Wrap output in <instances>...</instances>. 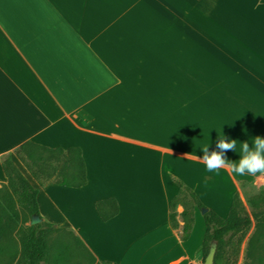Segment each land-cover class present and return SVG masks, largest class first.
Wrapping results in <instances>:
<instances>
[{
  "label": "crops",
  "instance_id": "obj_1",
  "mask_svg": "<svg viewBox=\"0 0 264 264\" xmlns=\"http://www.w3.org/2000/svg\"><path fill=\"white\" fill-rule=\"evenodd\" d=\"M254 1L0 0V158L31 142L78 148L85 164L84 186L42 188L13 157L38 190L41 222L72 231L100 262L202 264V214L193 207L181 241L170 177L222 218L240 182L264 179L200 160L217 133L237 140L230 161L240 142L264 137V4ZM108 198L119 211L104 222L94 204Z\"/></svg>",
  "mask_w": 264,
  "mask_h": 264
},
{
  "label": "trees",
  "instance_id": "obj_2",
  "mask_svg": "<svg viewBox=\"0 0 264 264\" xmlns=\"http://www.w3.org/2000/svg\"><path fill=\"white\" fill-rule=\"evenodd\" d=\"M13 157L26 169L39 187L58 185L66 188H80L86 184L85 164L78 148H47L31 142L16 147L12 153L0 158L7 184L0 189V234L8 227L13 213L14 198L29 216H38V190L17 168ZM171 182L179 189L178 195L170 203L171 226L178 230L181 241H187L193 226V207L203 212L205 234L199 252L202 264L212 243H215L213 264H237L244 235L253 224V231L247 238L241 264H264V200H252L251 217L243 213L239 195L235 193L229 213L221 218L208 209L182 181L171 176ZM180 199H189V204L180 203ZM184 207L181 217L183 226L179 229L175 208ZM95 210L104 222L118 214L119 208L114 198L95 202ZM41 219V218H40ZM67 230L59 226L40 222L29 225L19 238L20 249L14 264H59L58 256L52 251L49 236L54 231ZM60 255V254H59ZM112 264L110 262H102Z\"/></svg>",
  "mask_w": 264,
  "mask_h": 264
},
{
  "label": "rangeland",
  "instance_id": "obj_3",
  "mask_svg": "<svg viewBox=\"0 0 264 264\" xmlns=\"http://www.w3.org/2000/svg\"><path fill=\"white\" fill-rule=\"evenodd\" d=\"M264 0H256L253 5H262ZM25 173V170L23 171ZM28 173V172H27ZM26 174V173H25ZM29 175V173H28ZM259 182V183H258ZM3 187L0 186V189ZM239 196L243 213L251 217L252 207L249 201L264 200V179L256 183L253 181L240 182ZM180 203L189 204V199H180ZM13 215L8 227H3L0 234V263L14 264L20 249L19 238L29 226V216L14 198ZM219 216V215H218ZM222 218V217H221ZM253 231V224L243 237L237 264H241L245 243ZM52 251L58 256L59 264H104L97 261L84 243L70 230L54 231L49 236ZM60 254V255H59Z\"/></svg>",
  "mask_w": 264,
  "mask_h": 264
},
{
  "label": "clouds",
  "instance_id": "obj_4",
  "mask_svg": "<svg viewBox=\"0 0 264 264\" xmlns=\"http://www.w3.org/2000/svg\"><path fill=\"white\" fill-rule=\"evenodd\" d=\"M239 159L230 161L225 156L227 151L236 152L237 140L226 138L221 132L217 133L216 149L209 151L208 144L200 147L203 156L200 160L208 172L219 174L221 169H228L237 176H264V137H253L252 146L247 141L240 142ZM190 153H186L185 156Z\"/></svg>",
  "mask_w": 264,
  "mask_h": 264
},
{
  "label": "water",
  "instance_id": "obj_5",
  "mask_svg": "<svg viewBox=\"0 0 264 264\" xmlns=\"http://www.w3.org/2000/svg\"><path fill=\"white\" fill-rule=\"evenodd\" d=\"M201 214H203V212H201ZM41 222L40 217L38 216H32L31 220L29 222V225H35ZM214 253H215V243H212L209 251L204 259L203 264H213V258H214Z\"/></svg>",
  "mask_w": 264,
  "mask_h": 264
}]
</instances>
